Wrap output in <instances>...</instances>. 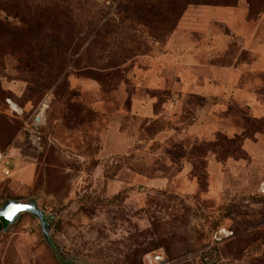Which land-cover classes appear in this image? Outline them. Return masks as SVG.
<instances>
[{"label": "rangeland", "instance_id": "374dc122", "mask_svg": "<svg viewBox=\"0 0 264 264\" xmlns=\"http://www.w3.org/2000/svg\"><path fill=\"white\" fill-rule=\"evenodd\" d=\"M116 5L0 0V206L35 199L59 251L23 214L0 227V264H264V132L247 116L264 118L247 49L264 13L192 5L150 29Z\"/></svg>", "mask_w": 264, "mask_h": 264}, {"label": "trees", "instance_id": "16d2710c", "mask_svg": "<svg viewBox=\"0 0 264 264\" xmlns=\"http://www.w3.org/2000/svg\"><path fill=\"white\" fill-rule=\"evenodd\" d=\"M109 2H115L117 5L114 9V14H127L134 13L143 22L142 24L147 28H156L160 26H166L173 21L179 20L186 12L189 6L192 5H204V6H235L241 0H108ZM248 5V15L254 12L260 16L264 13V0H243ZM130 6L127 8V5ZM91 32H98L99 23L90 24ZM79 39L77 42L73 40V44L70 42V48L75 49L80 47ZM46 47V46H45ZM47 49V48H46ZM49 51H58L60 55L61 48L60 43L55 40L52 44H49ZM63 53V52H62ZM73 54L71 57H74ZM261 93V92H259ZM249 109V108H248ZM255 122H259L261 125L259 129H256L254 133L264 132V118L256 117L253 114L247 115ZM2 143V140H1ZM0 227H2L0 223ZM4 230V228L2 227Z\"/></svg>", "mask_w": 264, "mask_h": 264}, {"label": "water", "instance_id": "95a60500", "mask_svg": "<svg viewBox=\"0 0 264 264\" xmlns=\"http://www.w3.org/2000/svg\"><path fill=\"white\" fill-rule=\"evenodd\" d=\"M260 190H264V185L260 187ZM23 214H30L39 220L45 241L58 256V247L51 238L55 217L42 210L35 199L29 201L8 199L0 206V223L4 231H7L11 226L17 223Z\"/></svg>", "mask_w": 264, "mask_h": 264}, {"label": "built area", "instance_id": "2783aa9c", "mask_svg": "<svg viewBox=\"0 0 264 264\" xmlns=\"http://www.w3.org/2000/svg\"><path fill=\"white\" fill-rule=\"evenodd\" d=\"M9 155L5 152L0 151V168L2 173L6 176L10 175L9 171ZM264 185V184H263ZM165 259L161 254H151L149 256V264H164Z\"/></svg>", "mask_w": 264, "mask_h": 264}, {"label": "crops", "instance_id": "0c3cea01", "mask_svg": "<svg viewBox=\"0 0 264 264\" xmlns=\"http://www.w3.org/2000/svg\"><path fill=\"white\" fill-rule=\"evenodd\" d=\"M260 23H264V18L263 20H261ZM264 28V25H263ZM263 29L260 30L259 34L255 35V37L253 36V38H255L256 40V45L252 48L248 47L247 49L256 54L258 59L261 60V62L264 61V34L262 32ZM261 70H264V68H261Z\"/></svg>", "mask_w": 264, "mask_h": 264}]
</instances>
